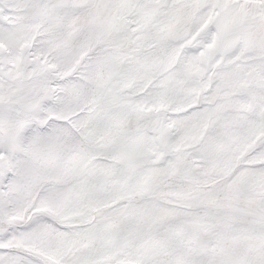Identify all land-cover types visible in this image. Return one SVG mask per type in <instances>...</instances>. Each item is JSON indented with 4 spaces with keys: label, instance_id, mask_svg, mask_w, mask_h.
<instances>
[{
    "label": "snow or ice",
    "instance_id": "snow-or-ice-1",
    "mask_svg": "<svg viewBox=\"0 0 264 264\" xmlns=\"http://www.w3.org/2000/svg\"><path fill=\"white\" fill-rule=\"evenodd\" d=\"M0 264H264V0H0Z\"/></svg>",
    "mask_w": 264,
    "mask_h": 264
}]
</instances>
